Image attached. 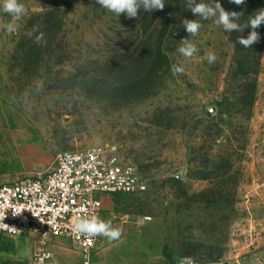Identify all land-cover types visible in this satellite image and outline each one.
<instances>
[{
    "label": "rangeland",
    "instance_id": "rangeland-1",
    "mask_svg": "<svg viewBox=\"0 0 264 264\" xmlns=\"http://www.w3.org/2000/svg\"><path fill=\"white\" fill-rule=\"evenodd\" d=\"M218 2L243 12L242 26L264 9V0ZM20 3L26 13L11 34L4 25L12 17L0 7V186L49 174L63 154L103 148L136 168L148 189L105 198L101 219L123 234L114 242L100 236L98 249L120 246L119 257L146 264H259L264 24L251 48L237 42L250 28L229 33L204 20L191 37L181 27L165 45L168 67L152 73L150 95L132 100L124 89L145 73L134 65L142 8L128 18L97 0ZM165 23L158 22L155 36ZM182 38L197 46L191 59L177 51ZM209 52L218 57L213 64ZM174 64L184 72L174 76Z\"/></svg>",
    "mask_w": 264,
    "mask_h": 264
},
{
    "label": "built area",
    "instance_id": "built-area-1",
    "mask_svg": "<svg viewBox=\"0 0 264 264\" xmlns=\"http://www.w3.org/2000/svg\"><path fill=\"white\" fill-rule=\"evenodd\" d=\"M147 189L136 168L103 148L66 153L49 174L0 186V204L6 205L0 223L9 226L0 228V235L34 239L35 264L51 258L47 248L54 239L70 241L82 264H92L100 236L77 238L71 231L74 218L90 214L102 218L107 196L142 194Z\"/></svg>",
    "mask_w": 264,
    "mask_h": 264
},
{
    "label": "clouds",
    "instance_id": "clouds-1",
    "mask_svg": "<svg viewBox=\"0 0 264 264\" xmlns=\"http://www.w3.org/2000/svg\"><path fill=\"white\" fill-rule=\"evenodd\" d=\"M236 5H243L245 0H230ZM97 3L104 9L115 13L117 16L125 14L128 18H138L139 10L142 8L146 12L155 10H163L165 7L164 0H97ZM3 12L12 17V22L6 23L4 28L8 33H14L19 25L16 23L26 13L24 4L20 0H3ZM187 8L190 9L193 15L199 16L200 19H184L182 25L186 32L195 37L198 35L200 29L203 27L201 21L213 20L217 26H222L225 32H243L245 28H250L251 31L245 38L243 36L237 37V42L245 48H251L254 43L259 42L260 35L256 31L262 24H264V9L256 11L254 16H249V20L245 25H241L237 21L243 16V12L227 11L218 2L204 3L199 0H187ZM43 33L36 36L35 42L40 43L43 40ZM177 51L185 58L191 59L198 51L196 44L192 43L190 39L182 38L179 42ZM218 57L214 52L207 53V60L209 64L217 61ZM171 71L174 76L182 74L184 69L177 65L171 66ZM6 205L0 204V221H4L5 215L3 209ZM23 207V206H21ZM17 213L13 212V215ZM0 228H9L7 224L0 223ZM71 231L77 238H94L102 236L109 242L118 241L123 234V229L115 227L111 220H103L96 214L78 215L74 218ZM50 256V254H48Z\"/></svg>",
    "mask_w": 264,
    "mask_h": 264
},
{
    "label": "trees",
    "instance_id": "trees-1",
    "mask_svg": "<svg viewBox=\"0 0 264 264\" xmlns=\"http://www.w3.org/2000/svg\"><path fill=\"white\" fill-rule=\"evenodd\" d=\"M163 10L146 12L143 10L141 24L143 33L141 35L140 50L137 52V59L134 63L137 71L145 73L127 85L132 100L144 99L150 95L153 88L151 81L152 73L163 71L169 65V55L165 45L174 38L176 32H180L182 21L191 19L193 15L187 8V0H164ZM199 2V0H197ZM166 20L158 35H154L156 26L160 20ZM180 27V28H179ZM181 37L187 36L184 32ZM254 92H252L253 98Z\"/></svg>",
    "mask_w": 264,
    "mask_h": 264
},
{
    "label": "crops",
    "instance_id": "crops-1",
    "mask_svg": "<svg viewBox=\"0 0 264 264\" xmlns=\"http://www.w3.org/2000/svg\"><path fill=\"white\" fill-rule=\"evenodd\" d=\"M65 239H54L48 245V252L51 254V258L45 262V264H82V259L70 241L71 249L66 247L68 244L63 241ZM10 241L11 245L4 246L3 242ZM99 247V246H98ZM96 249L92 264H146L144 260H129L125 259L123 254L119 257L118 253H115L118 247L112 249ZM38 248L34 239L31 238H10L0 235V259L2 262H8L11 264H29L34 261ZM117 254L113 260L109 258ZM119 257V258H118ZM113 258V257H112ZM259 264H264V253L261 254V261ZM159 264H167L166 262H159Z\"/></svg>",
    "mask_w": 264,
    "mask_h": 264
}]
</instances>
